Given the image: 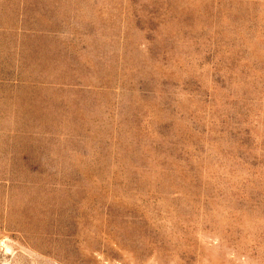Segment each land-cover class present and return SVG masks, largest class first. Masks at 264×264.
Listing matches in <instances>:
<instances>
[{
	"label": "rangeland",
	"instance_id": "obj_1",
	"mask_svg": "<svg viewBox=\"0 0 264 264\" xmlns=\"http://www.w3.org/2000/svg\"><path fill=\"white\" fill-rule=\"evenodd\" d=\"M0 264H264V0H0Z\"/></svg>",
	"mask_w": 264,
	"mask_h": 264
},
{
	"label": "bare ground",
	"instance_id": "obj_2",
	"mask_svg": "<svg viewBox=\"0 0 264 264\" xmlns=\"http://www.w3.org/2000/svg\"><path fill=\"white\" fill-rule=\"evenodd\" d=\"M14 203H16V202H14ZM20 210V209H19ZM22 210V209H21ZM22 211H24V210H22ZM23 228V227H22Z\"/></svg>",
	"mask_w": 264,
	"mask_h": 264
}]
</instances>
